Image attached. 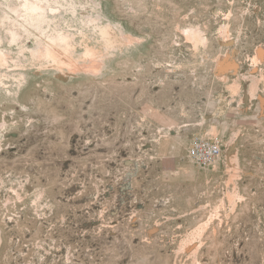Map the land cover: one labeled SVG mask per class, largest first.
I'll list each match as a JSON object with an SVG mask.
<instances>
[{
	"label": "rangeland",
	"instance_id": "1",
	"mask_svg": "<svg viewBox=\"0 0 264 264\" xmlns=\"http://www.w3.org/2000/svg\"><path fill=\"white\" fill-rule=\"evenodd\" d=\"M52 1L0 0V264H264V0Z\"/></svg>",
	"mask_w": 264,
	"mask_h": 264
},
{
	"label": "bare ground",
	"instance_id": "2",
	"mask_svg": "<svg viewBox=\"0 0 264 264\" xmlns=\"http://www.w3.org/2000/svg\"><path fill=\"white\" fill-rule=\"evenodd\" d=\"M21 1H23L21 3L22 7L25 8L24 12L29 14L32 17V19H34L36 22H41L45 18V16H47L46 15L47 12H49L51 14H55L56 13V7H53L51 5V3L49 5V2H53L52 0L51 1L50 0H21ZM7 2H8V0H7ZM4 6L7 8V11L6 10L4 11V14L6 15L5 16L6 19H8L10 22H15V23L18 22L19 19L17 20V18L19 17L18 15H20V14H19L17 6L12 5L11 2H8ZM21 24L23 26V29H26V26H28L24 22L21 23ZM5 34H6L5 39H7V41L11 42V43L13 41L19 39L18 37L20 35L19 32L14 30V29H8ZM2 38H4V37H3V35L0 34V41L4 40ZM48 40H49L48 42L44 43V50L43 49H40V50L32 49L33 50L32 51L33 55L34 54H36L38 56L43 55V56H46V57H52L53 59L54 58H57V59L60 58L57 46H58V42L62 43V42H64V39L62 38L61 35H58V36H55L53 39L50 40V38H49ZM62 49H60V50H62ZM41 50H43V51H41ZM43 52H44V54H43ZM0 61H2V60L0 59Z\"/></svg>",
	"mask_w": 264,
	"mask_h": 264
},
{
	"label": "built area",
	"instance_id": "3",
	"mask_svg": "<svg viewBox=\"0 0 264 264\" xmlns=\"http://www.w3.org/2000/svg\"><path fill=\"white\" fill-rule=\"evenodd\" d=\"M220 145V140L216 138L195 139L188 147V156L200 164L211 163L219 156Z\"/></svg>",
	"mask_w": 264,
	"mask_h": 264
}]
</instances>
